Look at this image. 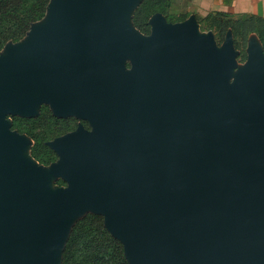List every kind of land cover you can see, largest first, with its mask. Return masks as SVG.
Segmentation results:
<instances>
[{
    "label": "water",
    "instance_id": "water-1",
    "mask_svg": "<svg viewBox=\"0 0 264 264\" xmlns=\"http://www.w3.org/2000/svg\"><path fill=\"white\" fill-rule=\"evenodd\" d=\"M141 1L50 0L45 25L0 60V264H57L68 220L91 204L128 264H264L262 45L248 39V70L230 82V31L218 47L193 15L155 14L133 42L125 12ZM38 75L57 113L92 125L52 141L56 192L4 126L32 112Z\"/></svg>",
    "mask_w": 264,
    "mask_h": 264
},
{
    "label": "rangeland",
    "instance_id": "rangeland-1",
    "mask_svg": "<svg viewBox=\"0 0 264 264\" xmlns=\"http://www.w3.org/2000/svg\"><path fill=\"white\" fill-rule=\"evenodd\" d=\"M161 3L151 11L147 18L148 27L144 31L138 30L131 23L132 14L138 8L139 3L134 4L125 13L126 21L133 33V42L145 38L151 32L150 20L155 14H159L166 23H177L188 18L187 12L181 13L178 3L172 0L171 5L167 0ZM191 6H188L189 9ZM197 28L199 35L211 33L214 41L220 47L226 33L230 31L233 36L234 47L237 50L236 66L231 70L229 81L234 79L236 71L247 64H243L247 59L246 46L248 39L255 33H249L244 38V28L236 23L246 18L242 15L220 14L219 12H210L203 18L197 17ZM47 20L43 19L36 23L33 27L41 28ZM143 21L140 20V24ZM233 25V29L225 27ZM244 39L245 42H244ZM26 39L20 42H9L0 50V60H6L11 51L24 44ZM256 43V42H255ZM132 49L133 44L129 45L128 51L124 55L121 64L125 69L132 66ZM237 67V68H236ZM235 72V73H234ZM43 78L37 76L32 84L28 97L32 101V112L12 111L9 112L4 119V126L22 141V145L16 152V159L23 160L40 170L48 180V187L54 192L67 186V181L59 175L54 174L55 165L58 163L59 155L55 148L51 145L56 138L74 132L79 128L91 130L92 125L88 120L81 118L77 113L69 112L66 114L57 113L54 106L45 101L42 96ZM15 121L10 120L14 118ZM30 135L36 137L34 141ZM32 146H34V154L37 155L36 160L32 154ZM46 193L51 195V191L46 188ZM75 228V229H74ZM74 230V231H73ZM73 232V233H72ZM108 234L120 242L105 224V217L98 212L95 205L86 206L81 211L74 214L67 222L64 229V237L60 245L57 264H112L108 260L110 255V247L108 243ZM121 244V242H120ZM122 245V244H121ZM123 249V245H122ZM124 254V253H123ZM67 256V257H66Z\"/></svg>",
    "mask_w": 264,
    "mask_h": 264
},
{
    "label": "trees",
    "instance_id": "trees-1",
    "mask_svg": "<svg viewBox=\"0 0 264 264\" xmlns=\"http://www.w3.org/2000/svg\"><path fill=\"white\" fill-rule=\"evenodd\" d=\"M224 1L229 3L231 0ZM49 2L50 0H0V50L8 42H18L22 40L30 30L31 25L44 18ZM163 2L165 1L142 0L138 8H136L132 14L131 22L133 26L143 32L144 29L148 27L147 18L150 16L151 11L155 10V8ZM167 3L169 5L173 4L172 0H167ZM219 13L223 14L224 12ZM224 14L226 15L228 13ZM242 16H246V18L240 21L238 20L236 23L243 26L245 31L244 38H247L249 33H255L262 45L264 53V18L255 17L254 15ZM140 20L143 21L142 24H140ZM229 26L232 29L234 27L233 25H226L225 27L229 28ZM245 40L246 39H244V42ZM10 120L14 123L15 117L10 118ZM30 137L36 141L34 135H30ZM33 147L34 146H32L31 154L38 160L37 155L34 154ZM108 243L111 249L108 260H110L112 264H128L120 242L108 234Z\"/></svg>",
    "mask_w": 264,
    "mask_h": 264
},
{
    "label": "crops",
    "instance_id": "crops-1",
    "mask_svg": "<svg viewBox=\"0 0 264 264\" xmlns=\"http://www.w3.org/2000/svg\"><path fill=\"white\" fill-rule=\"evenodd\" d=\"M174 2L179 4L181 13L188 10V15H193L196 21L198 15L203 18L210 12H224L234 16L254 15L264 18V0H231L229 3L224 0H174ZM188 6L191 7L187 9ZM254 35L256 34L252 36Z\"/></svg>",
    "mask_w": 264,
    "mask_h": 264
},
{
    "label": "bare ground",
    "instance_id": "bare-ground-1",
    "mask_svg": "<svg viewBox=\"0 0 264 264\" xmlns=\"http://www.w3.org/2000/svg\"><path fill=\"white\" fill-rule=\"evenodd\" d=\"M247 70H248V65L242 66V68L240 67V69H238L236 71L234 80H239L240 77H242L247 72ZM230 73H231V71L229 72V75H230ZM244 96H246V92H244L239 98H243Z\"/></svg>",
    "mask_w": 264,
    "mask_h": 264
}]
</instances>
